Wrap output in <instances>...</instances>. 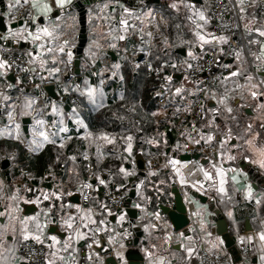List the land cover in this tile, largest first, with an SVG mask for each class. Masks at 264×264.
I'll use <instances>...</instances> for the list:
<instances>
[{
	"label": "snow or ice",
	"instance_id": "1",
	"mask_svg": "<svg viewBox=\"0 0 264 264\" xmlns=\"http://www.w3.org/2000/svg\"><path fill=\"white\" fill-rule=\"evenodd\" d=\"M155 2L158 7L151 6V0H136L134 5L127 4L126 0H104L97 5L98 12L94 14L89 10L92 35L85 56L92 61L93 66L97 61L105 62L104 69L92 72L99 81L94 84L87 77L81 82H74L71 76L67 77L69 83L62 80L75 56L78 19L72 12L74 0H7V10L0 12V16L8 18L7 29L0 32V120L5 121L3 127H0V138H11L23 144L30 152L39 151L47 144L53 145L59 152L66 147L67 141L73 138L83 140L88 142L89 148L95 147L97 169L107 145L115 146L118 141H122L123 151L130 156L134 140L130 132L118 137L104 130L93 131L81 114V106L88 105L97 110H111L106 103L104 87L107 81L113 79L122 83L124 76L120 73L121 63L108 64L105 58L108 50L119 55L122 49L124 55L121 59L125 61L132 60L138 54L146 58L143 61L145 67L155 71L161 81L155 95L167 99L169 103L179 101L173 115L181 111H195L199 120L192 122L185 138L193 144L203 143L213 149L207 168L199 161L182 162L167 157V154L163 167H170L174 175L179 177L180 183L186 184L189 181L182 170L188 169V164L192 163L193 167L188 169L187 175L198 173L202 176V179L192 183V187L199 191L207 183L221 201L225 197L231 200L229 185L236 191L234 186L243 179L246 182L244 199L254 201L257 207L261 206L264 204V193L259 197L255 195L253 185L247 183V173L240 167H225V164L235 162L239 156L264 170V17L249 14L248 7L251 5H246L245 0H230L235 13L232 23L224 20L223 13L213 10L212 0ZM21 42L28 43L30 47H20L18 50L16 46L21 45ZM177 49L182 50V56L176 53ZM208 52L212 53V63L227 70V75L221 72L220 75L211 76L210 80L198 75L203 72V65L199 62ZM224 57H230V62L222 63ZM153 60L157 62L155 68L151 62ZM133 66L139 68L140 62H134ZM166 67H171L174 73H180L178 83L174 82L173 75L163 74ZM24 77L34 90H39L46 81H55L64 95L76 96L71 112L67 114L74 117L72 123L76 127L75 137L69 135L70 129L65 124L63 101L42 98L43 92L40 96L34 95L33 91L27 90ZM37 80L40 83H35ZM117 99L119 109L133 115L137 113L138 105L128 101L124 94H118ZM198 99L201 102L197 104ZM151 115L156 117L160 112ZM46 116L53 119L49 121L45 119ZM112 116L120 121L127 118L119 110L113 112ZM24 117L32 120V127L28 130L30 138L22 131L21 118ZM159 135L147 140V143L159 146L162 142ZM163 143L166 144V141ZM184 147L187 148V145ZM78 155L84 161H90V152L85 150L68 156L65 164L71 161L75 166ZM9 158L14 160L15 156L10 155ZM60 159L61 155L58 154L56 163ZM92 167L89 163V171ZM51 169L52 165H49L50 176ZM67 171L70 179L73 175L79 178L80 173L75 167ZM156 174L149 173L153 176ZM27 175L32 178L30 172ZM115 175L127 178L135 175V172L121 165L117 173H110L108 179L99 171H94L89 180H94L97 187L104 186L107 189ZM44 179L41 177L42 181ZM144 183L140 181L136 186L138 195ZM121 186L118 185L117 190ZM6 187L4 181L0 180V264H78L76 254L79 249L76 245L80 240L90 241L86 245L89 250L86 259L92 262L95 256L99 264H104L99 253L94 251V246L102 247L98 233L115 232V229L102 227L108 223L106 217L114 215L107 203L97 197L92 200L91 207L84 208L79 204L66 205L64 196H71L72 193L62 188L52 192L39 189V196L29 198L20 194L22 189L25 193L33 191L27 185H13L14 190L10 193L5 191ZM80 187L93 190L94 185L87 182L81 183ZM81 195L85 200L91 199L83 191ZM44 201L49 203L34 215L25 214L21 207V204L40 205ZM133 207L140 208L141 205L137 203ZM199 208L207 211V205H199ZM149 215L156 221L161 219L158 212ZM227 215L231 218L232 211H228ZM57 216L59 219H56ZM125 220L126 213H120L116 217V224L122 225ZM53 224L59 225L65 235L50 231L49 226ZM199 227L203 233L200 242L207 245L204 249L205 257L200 260V264H204L208 255L219 260L224 241L219 236L212 238V232L207 230L203 219L199 221ZM143 228L149 236L152 231L160 230L159 225L152 222L144 224ZM189 231L193 235H186L185 232L169 233L165 229L163 236L158 238L160 244L150 242L141 248L146 264H170L164 256L157 255V250L163 245L170 246L174 236L178 247L171 251L172 256L175 257L179 252L182 264H193V257L199 258L200 250L196 247V229L189 228ZM235 231L236 240L245 254L251 250L252 255L258 256L259 264H264V218L259 220L256 228L249 227L244 234H241L239 225H236ZM115 235L120 240L109 234L108 244L115 245L112 250L121 264H129L121 251L125 247L121 241L130 233L125 229ZM170 250V247L164 249ZM243 264H248L247 259Z\"/></svg>",
	"mask_w": 264,
	"mask_h": 264
},
{
	"label": "crops",
	"instance_id": "2",
	"mask_svg": "<svg viewBox=\"0 0 264 264\" xmlns=\"http://www.w3.org/2000/svg\"><path fill=\"white\" fill-rule=\"evenodd\" d=\"M84 1H86V0H74V7L72 9V12L77 16V19H78L76 48L78 47L80 39L82 38L81 37L82 26H81L80 7H81L82 3H84ZM89 1H91L90 2L91 4L90 5L85 4L86 5L85 8L86 9L87 8L88 9L94 8V11H99V9L97 8V5L102 4L104 2V0H89ZM126 2L129 5H134L136 3V0H126ZM161 2H163V0H161ZM6 5H7V0H0V12L7 10ZM151 6L158 7V5L156 3H151ZM95 8H97V9H95ZM248 13L256 15V13L253 9H250L248 11ZM86 16H87V14H86ZM7 19L8 18L5 17L6 24H7ZM86 21H87V25H86V29H87V40L86 41H87V44H86V47L84 49V57L82 59V71H84V72L92 64V61L88 60L87 57L85 56V50L89 46L90 37L92 35V32L89 31L90 28H88L89 21H88L87 17H86ZM20 47L27 48V47H30V45L26 42H21V45H18L17 49L19 50ZM128 47H129V49H131V47H132L131 43H129ZM225 47H227V46H225ZM76 48L74 49V52H75ZM178 50H180V49H178ZM109 52H113V51L108 50V55L105 58V60L108 64H111L113 62H119V63H121V66H122V64H124L125 60L121 59V57L124 55L122 49H121L119 55H117V53L114 52L115 53L114 58L110 56ZM177 53L180 54L181 56L183 55L179 52H177ZM137 56L139 58L141 55L138 54ZM172 58L175 59V56H173ZM74 59H76V53H75ZM144 59H145V57H144ZM144 59L140 62V64L142 66H145V64L143 62ZM128 61L132 62L134 64L133 59L128 60ZM229 62H230V60H229ZM104 67H105V62L100 61L98 70L96 72H99L100 70L104 69ZM146 69L148 72H150L147 67H146ZM91 74H89V75H91ZM173 76H174V81L178 83L179 79H180V73H174ZM85 77H83L82 80ZM88 79L94 84L99 83L97 76L91 75V77H88ZM82 80L78 81V79H77L76 82H81ZM115 81L116 80L107 81L104 88H106L107 90H114L117 87V85L114 84ZM24 83L27 86V90L33 91L26 84L25 80H24ZM189 87H191V85H189ZM14 94L15 93H13V95ZM62 101H63V108H64V111L66 113L65 124L70 129L69 135L74 136V134H76V127L72 123V119H74V117H70L69 115H67V114H70L71 108L73 106L70 103H67L66 99L62 100ZM165 101H166V103L170 104L167 101V99H165ZM178 102L179 101L172 103L174 105L171 107L162 108L159 106L157 109L154 110V112H160V115H158L154 118L156 119V121L163 122L164 126L156 128L154 132H151V134L141 135L142 141L140 142L139 146H137V144H136L137 143V135L135 133H131L134 136V140H133V150H132V154L130 156L128 153L123 151L124 145H123L122 141H118L115 146L107 145L105 148V152L115 153L118 157H123V159H121V160L127 162L126 169L135 172V175L129 176L126 178V184L123 186V189L129 196L134 191V193H133L134 198L132 199V204H131L132 207L134 204H137V203H139L141 205L140 208L134 207V208L139 210L138 218L136 219L135 224L133 226V227L138 228V231L134 232L133 228H132L131 229V235H132V238L136 241V245L134 246L133 249H136L140 252V254L143 258L144 264H146V262L144 260V253L141 251V248L148 246L150 242H155L157 244H160L161 241L158 238L163 236L165 229L169 233H174L173 227L171 226L169 220L167 219V217L163 214V212L160 209V206H163V205H166L169 207L173 206L174 196L171 193L172 189H173V184H176V187L179 188L181 193L184 195V198H185L186 202L188 203L189 213H191L193 211L196 212L195 218L190 217L192 224L188 228H186L180 232H185L186 235H193V233L191 231H189V228L194 227L196 229V237H197L196 247L199 250L202 248V246L207 247V245L200 242V237L203 236V233L200 232L199 221L201 219L204 220L206 227H207V230L212 232V238L213 239L216 236H219L218 235V230H220L219 225L223 226V224H220L219 217L216 216L214 211L210 210V208H209L210 205L208 203H201V201L199 200V196L202 198H206L207 201H209V202H213V201L215 202L216 207L218 208V210L220 209L221 214H223V216L226 219V222L228 224V231L235 238H236V231H235L236 225H239L240 230H241V234H244L249 229V227L256 228L258 226L259 220L261 218H264V204L257 207V205L254 203V201L249 202V201H246L244 199L243 193H244L245 183H246L245 180L241 179L240 183L234 186V188L237 189L236 191L233 190L232 185H229L228 191H229V195H231L232 199L229 200V199H227V197H225V199L223 201H221L219 196L217 195V193L214 190H212L211 188H209L207 183H205L203 188L199 191L197 190V188L192 187V183H194L195 180L202 179V176L199 175L198 173L196 175H192V176L187 175L188 169H192V167H193L192 163L188 164V169L182 170V171H184L186 179L189 181L186 184L180 183L179 177L174 175L173 170L171 168L163 167V165L165 163H161V160H162V158H166L165 154H167V157H174V158H176L182 162L199 161L201 164H204V166L207 168L209 166L208 165V159L211 158L212 151H213L212 148H211L212 151H209L210 148L203 145V143H201L200 145H196V144L191 143V141H189L185 138L187 132H183L181 130L180 116H179L181 113H183V111H181V113H179V114L173 115L174 108L176 106V103H178ZM106 103H107V101H106ZM88 106H91V105H88ZM91 108H92V106H91ZM94 110H96V109H94ZM83 117L85 118V122H86V116H83ZM25 118H30V117L21 118V127H22V131L25 134H28L29 138H30V133L28 132V130L32 127V120H31V124L28 126L27 131H25L24 130L25 125L23 124V120ZM46 119L51 121V119H53V117L46 116ZM175 120L179 121L177 123L178 125L176 124ZM195 120L198 121L199 118L196 117ZM4 122L5 121L0 120V127H3ZM197 127L199 128V123H197ZM190 128H191V126L189 127L188 130H190ZM138 132L140 134L139 130H138ZM109 133H112L118 137L120 136V134L118 132H109ZM158 134H160L159 139L162 141L159 144V146L151 145V144L147 143V140L154 138V137H157ZM193 135H195V134H193ZM2 140L14 141L11 138H8V139L0 138V142H2ZM73 140H74V138L70 141H67L66 145H71L73 143ZM163 141H166V144L163 143ZM21 145L26 150H28L27 147H25L23 144H21ZM47 145H51V144H47ZM47 145H45V147ZM178 145H179V147H177ZM185 145H187V148L184 147ZM136 148H137V151H136ZM43 149L36 151V152H30L29 150L28 151L32 154H39ZM94 149L95 148H92L91 152L95 153ZM169 149H171L170 152H169ZM139 153L142 154V159L148 163L147 168L144 171H140L136 168V165L135 166L132 165L133 161H135V163H136V157ZM197 153H201V157L198 160L191 159V160H185L184 161V160H181L179 157L182 154L195 155ZM15 154H16V152L13 151L11 155H15ZM111 155H113V154H111ZM80 158H81V156L80 157L78 156V159L76 161L75 166L72 164V162L68 163V165H67V169L75 167V170L79 171V173H80L79 178H76L73 175L72 178L70 179V173L67 171L66 168H64L61 170L62 176H56V174L54 173L51 176L48 175L46 177V180L45 179L43 181L41 180L38 183L34 182L32 180L31 183H29L27 181V176L25 174L22 175V171H23V173L26 171L22 170L20 167L15 165L13 159H10V158L7 159V154L5 152H2L1 153V162H0V170H1L0 180L4 181L5 185L7 186L5 188V191H7L9 193L12 190H14L12 188L13 185H15V186L27 185V186L31 187L33 189L32 192L25 193L22 189L21 193H20L21 195L28 196L29 198H34L35 196H39L40 195V193L38 191L39 189H43L47 192H52L54 190L62 188L65 192H71L72 193L71 196H68V195L64 196V203L66 205L68 203H72L75 205L77 203L73 202L71 200V198L77 194V191H76L77 189L74 190L73 187L76 186L77 183L81 182V179H83L85 177L84 175H86V165L88 162H91V157H90V161H86V164L83 166ZM105 159H106L105 156H103L101 162H104ZM5 161H9V164H10L7 169L4 168V166H3V162H5ZM149 161H151V164H149ZM229 166L240 167L244 170V172L247 173V183H250L253 185L255 195L257 197H259L261 193H264V170H260L255 165L249 164L248 161L240 159L239 156H237V159L235 162L225 164V167H229ZM150 172H156L157 174L154 176L149 175ZM139 173H144L145 176L144 177L139 176ZM100 174L104 178L108 179V177L105 176L104 174H102V173H100ZM229 175H231V173H229ZM53 176L55 177V179H53ZM140 181H144L145 183L141 186L140 194L138 195L136 186L139 184ZM107 190H108V188L106 189V188H104V186H98L97 187L96 184H94V188L90 194L91 201L90 202L88 201L89 205H90L89 207L92 206V200H94L97 197L102 202H104L105 201V192ZM145 197L147 199H144ZM48 203H49V201H44L40 205L21 204V207H22L25 214L34 215L35 213L40 212L41 209L44 208ZM199 205H207V211L205 212L203 209L199 208ZM214 207L215 206L212 205V208H214ZM216 207H215V209H216ZM28 208H30V210H28ZM228 211H232V213H233V216L231 218L227 215ZM156 212H158L160 214L161 219L159 221H156L153 217H151L149 215L150 213H156ZM113 213H114L113 216H107L106 217L108 223L102 227H105L109 230L115 229V232H111V231L104 232V231H102V232L98 233V239H100L102 247H95L94 246V251L98 252L102 259L105 258V255H101L99 250L102 249L103 247L111 248V252H109V253H112L113 255L116 256L115 251L112 250V248L115 247V245H109L108 244V235L109 234L113 235L115 237V239L119 241L120 237L116 236L115 233L116 232H123V224L129 221V218L126 214L125 222L122 225H117L116 224V217L120 213H124V211L123 212H113ZM209 213H211V215H209ZM41 219H43V217H41ZM56 219H59V217L57 216ZM149 222L157 223L159 225V229H160L157 231H152L151 236L146 234L144 232V228H143V225L146 223H149ZM49 230L54 231L55 233L60 234L61 236L65 235V233L61 232L60 227L57 224L50 225ZM180 232H178V233H180ZM178 233H174V234H178ZM219 237L221 238V236H219ZM89 242L90 241H87V240H80L79 243L76 245V247L79 249L78 254H76V260L78 261V264H99V261H97L95 259V256H93L92 262H89L86 259V256L88 255V252H89L86 245ZM121 242L124 243L123 241H121ZM169 247L171 249L170 251H164L165 248H169ZM177 247H178V245L176 243V237L174 236L171 245L170 246L169 245H163L160 249L157 250V255L164 256L166 261H170V264H182V262L179 259V256H180L179 252L176 253L175 257H173L171 254V251L176 250ZM238 248H239V245H238ZM222 249H223V252L221 254L225 255V253H226L225 256H227L233 262V257L228 253V250L224 247V244L222 245ZM128 250H130V248L124 247L123 249H121L123 254L125 252H127ZM246 259H247L248 264H259L258 256L252 255L251 250L247 254V257H244V259H243V254H242V260L238 263H234V262L233 263L234 264H243V262H245ZM196 260H197V257H193V264H196Z\"/></svg>",
	"mask_w": 264,
	"mask_h": 264
},
{
	"label": "trees",
	"instance_id": "3",
	"mask_svg": "<svg viewBox=\"0 0 264 264\" xmlns=\"http://www.w3.org/2000/svg\"><path fill=\"white\" fill-rule=\"evenodd\" d=\"M151 62L153 63V68H155L157 62L155 60ZM133 65L134 64L132 62L124 61V64H122L120 69V73L124 76L123 82L121 83L119 80L113 79V81L116 80L114 84H116L117 87L114 90H107L104 88V91L107 94L106 101L108 105H110L111 110L107 108L94 110L91 108V106H81V114L86 116V122L93 131L104 130L108 132H118L120 135H126L129 132L135 133L137 135L136 144L139 146L140 142L142 141L141 135L151 134V132H154L156 128L164 126L163 122L157 123L156 119L151 115V113H153L154 110L159 107L158 101L161 98L156 96L155 92L159 89L161 81L158 79L155 71L148 72L146 67L142 66L141 64L139 68H134ZM163 74L173 75L174 72L171 67H166ZM91 75L86 77H91ZM120 93L124 94L128 101L135 102L138 105L137 113L135 115L125 113L123 109H119V101L117 97ZM76 99L77 98L74 99L69 96L66 101L73 106V100ZM77 103L79 104L80 102L77 100ZM86 103L87 102L85 101V104ZM117 110H119L121 115H125L127 118L123 121L114 119L112 113ZM178 120H175L176 124L179 122ZM138 130L140 131V134ZM76 134H74L73 137H75ZM92 148L95 147L93 146L89 148L88 142L74 138L71 145H66V147L64 149H60L59 152L53 145H47L39 154H32L21 144H18L15 141L2 140V142H0V162L2 152H5L7 154V159H9V156L13 151H15V165L26 171V173L30 172L32 175V180L37 183L41 181V177H45L46 180V177L49 175V165H52V174L55 173L56 176H62L61 170L64 168L67 169L68 163L71 162L69 161L67 164H65V159L70 155L83 153L85 150L90 152L91 162L94 165L95 171H99L108 178L110 173H117L119 166L123 165V167H127V162L122 161L121 158L115 153L113 155H109L108 153L111 152H105L104 156L106 159L104 162L100 163L99 169H97L95 167V153L91 152ZM58 154L61 155V159L59 163H56V156ZM78 156L80 157V155ZM80 159L84 166L86 161L83 160L82 156ZM84 178L81 179V182L77 183V185L73 187L74 190L79 188ZM125 184L126 178L120 175H115V177L110 180L108 190L114 189L117 192H125L123 189ZM118 185H122L119 187V190H117ZM90 201L91 199H89V202ZM106 201L107 199L105 195L104 202L106 203ZM89 202L88 207L90 206Z\"/></svg>",
	"mask_w": 264,
	"mask_h": 264
},
{
	"label": "water",
	"instance_id": "4",
	"mask_svg": "<svg viewBox=\"0 0 264 264\" xmlns=\"http://www.w3.org/2000/svg\"><path fill=\"white\" fill-rule=\"evenodd\" d=\"M91 1L86 0L84 3H82L80 7V14H81V39L79 42L78 47L75 50L76 53V59H75V69H76V75L78 77V81L82 80V59L84 57V49L86 47V40H87V21H86V14H87V9L85 8L86 5H90ZM151 3H156L155 0H151ZM86 4V5H85ZM16 26V25H13ZM7 29V24L5 17L1 16L0 17V32H3ZM18 47V46H16ZM177 52L183 54L182 50H178ZM111 57H115L114 52H109ZM144 59V57L141 55L137 61L141 62ZM68 77V76H67ZM66 77V78H67ZM45 91L50 99L54 100H61L60 95L56 91V86L54 84L47 85L45 87ZM23 124L25 125L24 130L27 131L28 126L31 124V119L30 118H25L23 120ZM171 149H169L170 152ZM181 160H191V159H196L198 160L201 157V153H197L195 155L191 154H182L179 156ZM9 161L3 162L4 168L9 167ZM148 163L142 159V154H138L136 157V168L140 171H144L147 168ZM139 176L144 177V173H139ZM93 185L95 184V181L92 180ZM134 191L132 194L129 196L126 205H125V210L124 213L127 214L129 221L123 224V231L126 229L130 235L125 237L122 241L124 242V245L126 248H130L127 252L124 253L125 258L128 260L129 264H144L143 258L140 254V252L136 249H133L134 246L136 245V241L132 238L131 235V229L133 228L134 232L138 231V228L133 227L135 224L136 219L138 218L139 210L132 207V199L134 198L133 195ZM174 196V204L172 207L163 205L160 206L161 211L163 214L167 217L169 220L171 226L173 227L174 233H178L180 231H183L184 229L188 228L192 222L189 216V209H188V203L186 202L184 195L181 193L180 189L176 187V184H173V189L171 192ZM71 200L77 204H80V194H76L71 198ZM199 200L201 203H208L210 205V210L214 211L216 216L219 217L220 219V224H223V226H220V230H218V235L221 236L222 240L224 241V247L228 250V253L233 257V262L238 263L242 260V251L240 248H238V242L235 237L231 235V233L228 231V224L226 222L225 217L223 214H221L220 209L215 205V202H209L207 201L206 198H202L199 196ZM212 205L216 207L212 208ZM30 210V208H28ZM118 212H123V211H118ZM101 255H105L104 264H121L120 260L118 257L113 255L111 252V248L103 247L102 249L99 250Z\"/></svg>",
	"mask_w": 264,
	"mask_h": 264
},
{
	"label": "built area",
	"instance_id": "5",
	"mask_svg": "<svg viewBox=\"0 0 264 264\" xmlns=\"http://www.w3.org/2000/svg\"><path fill=\"white\" fill-rule=\"evenodd\" d=\"M245 2H246V5H249V4L251 5L250 7H248V11L250 9H253L258 18L264 17V0H254V2H253V0H245ZM212 4H213V10L215 12L223 13L224 20L226 22L232 23L235 20V13H234V11H232V4L230 3V0H219V3H217V0H212ZM225 6H227V8H225ZM215 24H216V21H214V23H213V28H215ZM241 30H242V25H241ZM86 44H87V41H86ZM230 59H231L230 57H224L222 63L229 62ZM137 60H138V56L133 58L134 62H136ZM99 63H100V61H97L94 66H93V64H91V66L88 69H86L85 72L84 71L82 72V77H85V76L91 74L93 71H97L98 67H99ZM199 63H201L203 65V72L198 73V75L202 79L206 78V79L210 80L211 76L220 75L221 72H223L225 75H227V70H224L220 67H217V65L215 63H212V53L211 52L207 53V55H205L203 60H201ZM75 72H76V69H75V59H74L72 65L70 66V69L68 71H66L65 76L62 77L63 82L69 83L68 79L66 78L67 76H71L72 80L74 82H76L78 77H77ZM24 80H25L26 84L29 86V88L33 90L34 95L40 96L41 92H43L42 98L50 99L48 97L46 91H45V87L47 85H50V84H54L56 86V91L60 95L61 100H65L69 96L71 98H74V99L76 98L74 94L64 95L61 88L58 87L57 82H55V81H46L45 83L41 84V88L39 90H34L32 88V85L29 83V81L26 77H24ZM35 83H40V81L37 80V81H35ZM200 102H201V100L198 99L197 104ZM158 104L160 107H162V105H163V108L164 107H171L174 105L172 103H170V104L166 103L165 99H160L158 101ZM179 116H180V127H181V130L183 132H187V130L191 126L192 122L197 117L195 115V111L193 113L183 112ZM45 119H46V117H45ZM209 151H212L211 148ZM89 163H91V162H88L86 165V176H85L84 180L82 181V183H87V182L92 183V180H89V176L91 175V172L95 171V169H94V165L91 163L93 165V167H92L91 171H89V169H88ZM161 163H166V158H162ZM132 165L133 166L136 165L135 161L132 162ZM0 172H1V170H0ZM24 174L27 176V181L29 183H31L32 178H29L26 172H24ZM80 186L76 190L77 193L80 194V206L87 208L89 200H85L83 198V196L81 195V191L87 193L90 196L92 190L81 189ZM106 193H107L106 203L109 205L112 212H118L119 210L124 211L126 209L125 205H126V202L129 198V195L126 192H117L114 189H109ZM189 216L191 218H195L196 212L193 211V212L189 213ZM238 245H239L240 250L242 251L243 259H244V257H247V255L245 254V252L243 251V249L239 243H238ZM37 247H39V246H37ZM204 249H206V247L202 246V248L200 249V252H199V258H197V260H196V264H200V260L205 257ZM204 264H234V263L227 256L221 254L219 260H217L216 257H214V256L208 255L207 259L204 260Z\"/></svg>",
	"mask_w": 264,
	"mask_h": 264
},
{
	"label": "rangeland",
	"instance_id": "6",
	"mask_svg": "<svg viewBox=\"0 0 264 264\" xmlns=\"http://www.w3.org/2000/svg\"><path fill=\"white\" fill-rule=\"evenodd\" d=\"M90 9L93 11L94 14H95L96 12H98V11H94V8H89V9L87 10V13H89V10H90ZM95 9H97V8H95ZM88 28H90L89 31L92 32V29H91V25H90V23H89V25H88Z\"/></svg>",
	"mask_w": 264,
	"mask_h": 264
}]
</instances>
